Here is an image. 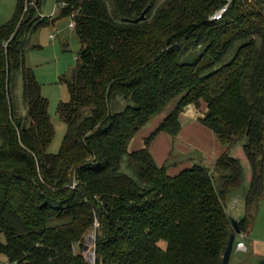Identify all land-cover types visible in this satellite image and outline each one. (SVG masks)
I'll list each match as a JSON object with an SVG mask.
<instances>
[{"label":"trees","instance_id":"1","mask_svg":"<svg viewBox=\"0 0 264 264\" xmlns=\"http://www.w3.org/2000/svg\"><path fill=\"white\" fill-rule=\"evenodd\" d=\"M56 1L82 44L66 79L70 98L58 105L67 124L58 152L48 151L49 100L23 49L50 23L42 0H18L0 24V254L16 264H92L83 249L97 223L94 264H222L233 220L246 232L264 195V0ZM18 70L26 124L11 96ZM115 96L127 101L121 110H112ZM176 97L144 146L130 151ZM201 101L200 122L227 148L215 164L219 187L208 167L172 176L151 152L161 132L179 135L182 112ZM239 141L252 170L241 218L228 211L244 183L243 163L229 152ZM126 156L136 177L122 169Z\"/></svg>","mask_w":264,"mask_h":264},{"label":"rangeland","instance_id":"2","mask_svg":"<svg viewBox=\"0 0 264 264\" xmlns=\"http://www.w3.org/2000/svg\"><path fill=\"white\" fill-rule=\"evenodd\" d=\"M17 2L18 0H0L1 23H6L13 17ZM40 15L41 17H49L50 23L30 32L23 42V49L26 58V65L34 70L36 79L41 84L42 94L49 100L48 111L55 127V136L49 145L48 151L55 153L59 151L67 131V124L58 113V105L60 102L68 101L70 98V92L66 79L71 76L72 71L78 64V57L81 52L82 44L75 28L70 26L72 18L70 16L61 15V5L58 4L56 0H42ZM199 51L200 49L192 50L187 57L192 59V57ZM23 89V75L21 70L13 72L11 81L12 101L16 115L21 117L26 124L29 115L28 107L23 97ZM179 98L180 97L173 98L162 112L155 115L149 123L137 133L129 146L130 151L140 148L138 147V143L141 142V144H143L144 138L154 131L160 122L175 108ZM126 104L127 101L125 99L120 98V96H115L111 103L112 110H121ZM206 106L205 101H201V104L198 106L193 104L190 109L188 105V107L184 109V113L182 112L183 114L181 115L182 126L185 120V115H192L194 120L197 119L199 121V118L203 117L201 114H205L207 110ZM197 124L206 128V126L200 121L197 122ZM206 129L210 131L215 140L214 138L210 139L205 134L202 135L201 139H204V142H206L210 148H218L219 150L223 147L214 132L210 128ZM172 139L175 138L172 137ZM229 152L232 156L241 160L244 166L245 175L242 187L235 191L232 198L228 201V211L234 217H243L245 215V195L251 179V164L244 152L243 141H239L229 150ZM173 157H175V153H173L170 160H172ZM193 162L194 164L201 163L198 157ZM168 163L170 164L171 162ZM213 166L214 167H211L210 170L213 173V176H215V182L218 186V184H220V176L218 171L215 170V163ZM135 168L136 165L129 161L126 156L122 169L128 174L136 177ZM98 227L99 224L96 223L95 229L85 238L84 244L85 246L89 245L88 251L85 252V247L83 249L86 259L92 264L95 263V260H91L90 257L91 254L93 256L96 254L95 239L96 228ZM252 234L258 235L261 240H264L263 200H260L257 204L256 211L252 215L249 222V228L245 236V243L248 247H251ZM90 236H93L91 242H89ZM1 240L5 241L4 235H1ZM81 248L82 247L79 244H76L77 252H79ZM4 261L6 263L9 262L4 255L0 254V264H4ZM262 261H264L263 255L254 253L252 248H250L249 251L240 250L238 252L235 247L229 264H262Z\"/></svg>","mask_w":264,"mask_h":264},{"label":"crops","instance_id":"3","mask_svg":"<svg viewBox=\"0 0 264 264\" xmlns=\"http://www.w3.org/2000/svg\"><path fill=\"white\" fill-rule=\"evenodd\" d=\"M4 23L0 22V24H4ZM192 106L193 104H190L189 109ZM201 115L204 116L205 114L202 113ZM185 120H184L185 123L183 122L181 132L175 139H172V137H170L171 135H169L168 133L161 132L151 144V152L156 162L158 163L159 166H166L167 172L172 176L177 175L182 170L190 168L193 165H195L193 161H195L197 157L201 161V163L199 164H202L208 167L209 169H211V167H214L213 166L214 163L216 164L218 157L225 150H227V148L224 145L219 150L218 148H210V146L207 145L206 142H204L205 140L201 139L203 134L207 135L210 139L214 138L211 135L210 131L206 129L208 127L205 128L201 125H198L197 122L199 121L197 119L194 120L192 118V115L191 116L185 115ZM138 145H139L138 147L142 148L144 146V142L143 144L139 142ZM173 153H175V157H173L172 160H170L171 157L173 156ZM168 162L171 163L169 164ZM251 176H252V170H251ZM261 200H263L264 202V195ZM246 233L247 231L245 232V236ZM244 241H245V237H244ZM250 248L253 249L254 253L262 254L264 257V240H261V238L258 235L252 234L251 247H248L246 245V250H242V251H249ZM239 251L240 250H238V252ZM4 264H6V262Z\"/></svg>","mask_w":264,"mask_h":264},{"label":"water","instance_id":"4","mask_svg":"<svg viewBox=\"0 0 264 264\" xmlns=\"http://www.w3.org/2000/svg\"><path fill=\"white\" fill-rule=\"evenodd\" d=\"M145 17H146V11L143 12L140 17H137L136 19H134V21L135 22H139L141 20H144ZM233 223H234V226H235V232L231 234L230 241H229V243H228V245L226 247V250H225V252L223 254V262H222V264H229L230 263V259H231L233 250L235 248L236 240H237V235L239 233H241V230H240V228L237 225V220L236 219L233 220ZM92 238H93V236L89 237V242H91ZM88 249H89V245H86L85 249H84L85 252H87ZM90 258H91V260H93V259L95 260V256H93L92 254H91ZM262 264H264V261H262Z\"/></svg>","mask_w":264,"mask_h":264},{"label":"built area","instance_id":"5","mask_svg":"<svg viewBox=\"0 0 264 264\" xmlns=\"http://www.w3.org/2000/svg\"><path fill=\"white\" fill-rule=\"evenodd\" d=\"M228 7H229V3H227L226 5L221 7L218 11H216L214 13V15L212 16V19H215V20L221 19L224 16V14L227 12ZM70 26L71 27H75L74 20L71 21ZM73 186H75V183H74ZM244 237H245V233L244 232H241V233L238 234V237H237V240H236V244H235V247H236L237 250H246V243L244 241ZM6 264H14V263L7 262Z\"/></svg>","mask_w":264,"mask_h":264},{"label":"bare ground","instance_id":"6","mask_svg":"<svg viewBox=\"0 0 264 264\" xmlns=\"http://www.w3.org/2000/svg\"><path fill=\"white\" fill-rule=\"evenodd\" d=\"M91 254V253H90Z\"/></svg>","mask_w":264,"mask_h":264}]
</instances>
